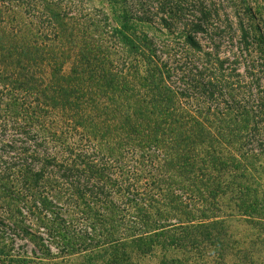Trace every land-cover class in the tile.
I'll return each instance as SVG.
<instances>
[{
    "label": "trees",
    "instance_id": "16d2710c",
    "mask_svg": "<svg viewBox=\"0 0 264 264\" xmlns=\"http://www.w3.org/2000/svg\"><path fill=\"white\" fill-rule=\"evenodd\" d=\"M100 2L0 0V190L22 232L103 264H264L263 31L242 27L241 73L182 12L161 38Z\"/></svg>",
    "mask_w": 264,
    "mask_h": 264
},
{
    "label": "rangeland",
    "instance_id": "374dc122",
    "mask_svg": "<svg viewBox=\"0 0 264 264\" xmlns=\"http://www.w3.org/2000/svg\"><path fill=\"white\" fill-rule=\"evenodd\" d=\"M83 1L101 6L100 0ZM119 2L120 9L130 14L141 15L150 21H137L138 33L148 31L150 35H158L161 38L171 36V32L162 21L163 17H171L168 12L171 8L176 12H182L185 16L175 22L174 29H193L195 23H202L207 30L197 31L196 36L204 48L216 50L220 47V55L223 58L241 61L238 65L241 73H245L247 67L243 62H246V59H251L250 55L239 50L243 47L240 40L242 27L249 30L257 28L264 33V0H119ZM177 5L182 7H177ZM107 6L108 4L105 3V7ZM246 6L252 8V11H249ZM204 12L208 13L207 18L204 16ZM257 44L259 45V43ZM2 156L6 159L9 158L5 154H0V164ZM28 214L29 207L27 208L22 201L11 198L9 194L0 190V221L4 220L2 215L8 216L11 221L6 223L14 225V228L18 229L16 233L8 229L7 238H4L0 233V249L9 251L8 254H0V264H103L102 257L94 255L95 253L61 251L62 248H57L59 242L54 244L46 241L52 246L53 255H45L46 250L42 240L37 235H30L21 230L26 224H31L30 221L24 219ZM35 223L39 222L35 220ZM33 226L34 229H39L37 224ZM42 233L44 239L48 237L43 230ZM43 242L45 243V241ZM9 247L14 250L10 251ZM19 254L27 255L33 260L28 263L18 262L15 258Z\"/></svg>",
    "mask_w": 264,
    "mask_h": 264
}]
</instances>
